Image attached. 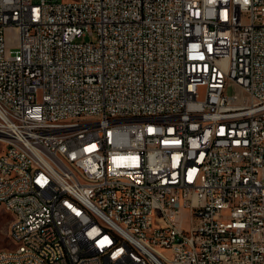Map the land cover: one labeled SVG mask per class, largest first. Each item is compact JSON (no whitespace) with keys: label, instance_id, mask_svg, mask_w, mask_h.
I'll list each match as a JSON object with an SVG mask.
<instances>
[{"label":"built area","instance_id":"2783aa9c","mask_svg":"<svg viewBox=\"0 0 264 264\" xmlns=\"http://www.w3.org/2000/svg\"><path fill=\"white\" fill-rule=\"evenodd\" d=\"M9 139L0 264H264V0H0Z\"/></svg>","mask_w":264,"mask_h":264},{"label":"bare ground","instance_id":"6f19581e","mask_svg":"<svg viewBox=\"0 0 264 264\" xmlns=\"http://www.w3.org/2000/svg\"><path fill=\"white\" fill-rule=\"evenodd\" d=\"M3 143H5V149H18V151L20 152V156L29 157V148H26V142H20V140L18 139H9L7 141H3ZM49 173L51 176H57V180H64V172H61L60 166L56 164H49ZM97 227L103 233L104 237L119 239V232H117V230H114V224H109V221L106 218H97ZM11 242L12 244L14 243V246L10 247V251L27 250V242ZM0 253H5V249L0 250ZM121 258H123L124 264H137V250L123 249L121 250Z\"/></svg>","mask_w":264,"mask_h":264},{"label":"rangeland","instance_id":"374dc122","mask_svg":"<svg viewBox=\"0 0 264 264\" xmlns=\"http://www.w3.org/2000/svg\"><path fill=\"white\" fill-rule=\"evenodd\" d=\"M236 89L233 88L232 91ZM5 143H0V153L2 149H5ZM182 213L186 214L187 210L185 208L182 209ZM12 214L3 208H0V250L5 248H10L14 246V243L9 240V224L11 220Z\"/></svg>","mask_w":264,"mask_h":264}]
</instances>
